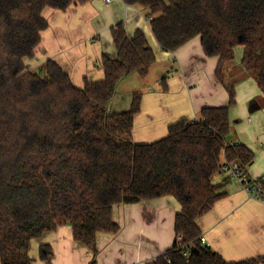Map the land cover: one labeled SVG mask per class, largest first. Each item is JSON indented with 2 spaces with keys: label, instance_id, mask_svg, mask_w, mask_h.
Instances as JSON below:
<instances>
[{
  "label": "trees",
  "instance_id": "trees-1",
  "mask_svg": "<svg viewBox=\"0 0 264 264\" xmlns=\"http://www.w3.org/2000/svg\"><path fill=\"white\" fill-rule=\"evenodd\" d=\"M90 1L0 0L1 264H33L32 240L64 224L91 248L96 264L97 234L121 229L115 205L168 195L182 206L176 239L147 264H260L264 257L230 262L203 246L199 220L225 194L214 182L223 161H237L247 172L255 160L249 147L229 140L237 92L228 69L242 47L241 66L264 94V0H123L143 10L164 51L200 36L205 53L219 58L216 76L229 94L227 105L206 106L149 143L134 139L140 92L129 110H110L119 84L132 74L147 77L157 61L141 29L129 35L123 21L116 23V55L103 54V79L86 77L83 87L56 60L38 69L26 63L49 27L45 9ZM179 235L191 249L188 258ZM40 256L50 262L52 247L43 244Z\"/></svg>",
  "mask_w": 264,
  "mask_h": 264
},
{
  "label": "crops",
  "instance_id": "crops-1",
  "mask_svg": "<svg viewBox=\"0 0 264 264\" xmlns=\"http://www.w3.org/2000/svg\"><path fill=\"white\" fill-rule=\"evenodd\" d=\"M44 15L49 27L42 32L35 57L26 59V63L31 69H38L48 59L56 60L79 87L84 86L86 77L103 79L102 55H116L111 32L116 23L123 21L129 35L138 29L146 34L156 52V63L145 78L138 74L129 76L137 87L130 89L127 95L121 89L129 79L125 78L110 105L112 112L127 111L134 92L142 94V108L135 117L134 126V139L138 143L165 137L170 125L183 118H198L206 106L229 103L228 91L216 76L219 58L205 53L201 37L196 36L175 52L164 51L150 20L137 6L127 5L123 0H113L109 4L92 0L85 4L74 3L65 11L47 8ZM228 76L236 86L241 78L248 76L241 59L231 65ZM255 85L248 96V112L257 116L256 122L248 116L249 125L242 127L239 125L242 116L239 118L232 108L230 118L235 135L229 136V140L242 143L254 152L255 160L247 173L258 179L264 176V111L260 112L264 109V94L256 82ZM214 182L221 185L219 192L225 194L199 220L209 246L230 262L264 257V200L251 197L238 180L224 173L217 174ZM181 208L171 195L115 205L113 218L121 229L115 234H97L96 264H147L164 253L175 242V220ZM43 244L52 247L50 262L40 256ZM30 255L33 264H91L94 256L89 246L74 238L73 227L69 224L33 239Z\"/></svg>",
  "mask_w": 264,
  "mask_h": 264
},
{
  "label": "built area",
  "instance_id": "built-area-1",
  "mask_svg": "<svg viewBox=\"0 0 264 264\" xmlns=\"http://www.w3.org/2000/svg\"><path fill=\"white\" fill-rule=\"evenodd\" d=\"M107 4L111 3L113 0H101ZM221 173H224L228 178L238 180L243 187L248 191L251 197L256 199L264 200V176L258 179L251 178L248 173L241 167L240 163L237 161L224 160L221 167ZM177 243L182 247V254L185 257H189L191 254V249L183 243V236L179 235L177 237ZM201 244L207 246L208 241L206 236L203 234L201 236ZM260 264H264L262 261Z\"/></svg>",
  "mask_w": 264,
  "mask_h": 264
},
{
  "label": "rangeland",
  "instance_id": "rangeland-1",
  "mask_svg": "<svg viewBox=\"0 0 264 264\" xmlns=\"http://www.w3.org/2000/svg\"><path fill=\"white\" fill-rule=\"evenodd\" d=\"M242 54H243V48L238 47L236 49V53H235V61L236 62L240 61V59L242 58ZM153 75H154V73H153ZM230 80L233 81L232 79H230ZM255 86H256L255 82L249 76L241 78V80L239 81V84H237V86H236V88H237V90H236V92H237V95H236L237 103L232 108L234 110H236L239 118H240V116H242V118H241L242 121L239 124V125H242V127H247L249 125V123L247 121L248 116H252V119H254V122H256L257 116L250 115L248 112V102H249L248 96L250 95L251 89L254 88ZM121 87H122V85H121ZM136 87H137V84L133 81V79H131V77H129L128 81H125L124 86L121 89H124L123 92L125 93V95H127L128 91L130 89H136ZM232 108L230 109V113L232 111ZM263 111H264V109L261 110L260 112H263ZM232 114H233V112L231 113V115ZM231 115H230V117H231ZM234 131H235V127L232 126L229 136L233 137L235 135Z\"/></svg>",
  "mask_w": 264,
  "mask_h": 264
}]
</instances>
